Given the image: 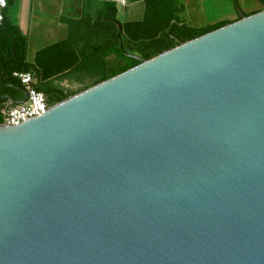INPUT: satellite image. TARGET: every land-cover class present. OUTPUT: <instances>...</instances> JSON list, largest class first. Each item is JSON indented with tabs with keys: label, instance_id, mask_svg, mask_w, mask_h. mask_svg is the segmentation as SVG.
<instances>
[{
	"label": "water",
	"instance_id": "95a60500",
	"mask_svg": "<svg viewBox=\"0 0 264 264\" xmlns=\"http://www.w3.org/2000/svg\"><path fill=\"white\" fill-rule=\"evenodd\" d=\"M240 13L147 59L118 23L137 64L0 123V264H264V8Z\"/></svg>",
	"mask_w": 264,
	"mask_h": 264
},
{
	"label": "crops",
	"instance_id": "0c3cea01",
	"mask_svg": "<svg viewBox=\"0 0 264 264\" xmlns=\"http://www.w3.org/2000/svg\"><path fill=\"white\" fill-rule=\"evenodd\" d=\"M256 2V6L243 9L239 0H128L119 7L113 0H12L6 9V18L25 39V61L33 64L42 48L68 40L78 46V53L80 49L91 47L92 35L112 37L114 26L118 27V23L125 35L128 31L135 35L139 32H159L164 24L166 29L175 25L201 30L234 21L241 17L240 12L249 14L264 8L262 3ZM86 40L89 44L86 42L82 47ZM108 59L114 60L115 56L109 54ZM90 80L84 66L79 63L73 72L41 80L36 75L34 86L40 85L42 92L59 90L72 95ZM16 88L4 94L7 96L0 106L7 99L16 103L25 98L24 88ZM46 98L51 105L54 104Z\"/></svg>",
	"mask_w": 264,
	"mask_h": 264
},
{
	"label": "trees",
	"instance_id": "16d2710c",
	"mask_svg": "<svg viewBox=\"0 0 264 264\" xmlns=\"http://www.w3.org/2000/svg\"><path fill=\"white\" fill-rule=\"evenodd\" d=\"M236 1V0H234ZM264 6V0H258ZM12 0H8V6ZM255 12V11H254ZM253 13V12H251ZM250 14V13H249ZM117 23V20L113 18ZM224 24L209 26L201 30L191 27H177L163 25L159 32H139L135 35L128 31L122 33L123 46L127 52L138 54L144 58H150L178 43L174 36L180 37L182 41L191 39L195 36L208 32ZM118 27L114 26L113 36H104L101 38L98 34L90 37L89 48L78 50L70 41L64 40L39 50L36 54L33 64L25 61V39L20 35L16 26L12 25L6 18L0 22V97L7 93L9 89L17 90L20 86L19 80L13 76L12 72L16 70H32L37 75L38 80L50 78L54 75H62L69 71H74L79 67V63L84 66L87 75L91 80L84 85L87 88L108 77L126 70L137 64L139 61L131 56H127L120 47V40L117 35ZM89 44V43H88ZM87 44V45H88ZM115 56L114 62L108 64L107 55ZM37 90H41L40 85H35ZM81 89V90H83ZM80 90V91H81ZM45 95L56 103L70 96L68 93H62L59 90H46Z\"/></svg>",
	"mask_w": 264,
	"mask_h": 264
},
{
	"label": "built area",
	"instance_id": "2783aa9c",
	"mask_svg": "<svg viewBox=\"0 0 264 264\" xmlns=\"http://www.w3.org/2000/svg\"><path fill=\"white\" fill-rule=\"evenodd\" d=\"M116 5L124 6L128 0H113ZM8 0H0V22L4 19ZM21 86L27 92V98L24 101L13 103L11 100H5L0 106V123L15 125L31 117L38 116L47 111L51 104L47 101L44 92L37 90L34 86L36 75L32 70H16L12 72Z\"/></svg>",
	"mask_w": 264,
	"mask_h": 264
},
{
	"label": "rangeland",
	"instance_id": "374dc122",
	"mask_svg": "<svg viewBox=\"0 0 264 264\" xmlns=\"http://www.w3.org/2000/svg\"><path fill=\"white\" fill-rule=\"evenodd\" d=\"M240 5L243 9H249L257 5L256 0H239ZM114 60L108 59L107 63L112 64ZM84 87H82L83 89Z\"/></svg>",
	"mask_w": 264,
	"mask_h": 264
}]
</instances>
